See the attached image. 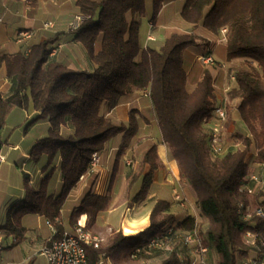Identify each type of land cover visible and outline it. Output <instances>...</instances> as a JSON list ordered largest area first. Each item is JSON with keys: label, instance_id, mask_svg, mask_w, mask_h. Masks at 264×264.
<instances>
[{"label": "trees", "instance_id": "trees-1", "mask_svg": "<svg viewBox=\"0 0 264 264\" xmlns=\"http://www.w3.org/2000/svg\"><path fill=\"white\" fill-rule=\"evenodd\" d=\"M171 1L152 0V19ZM76 10L88 17L72 33L93 61L91 72L50 61V40L31 46L27 54L0 57V68L3 64L13 80L11 95L0 96V149L5 148L3 132L13 109L31 106L34 121L47 123L45 136L28 152L30 163L40 167L44 177L38 187L31 186L29 174L23 172L22 213L42 216L59 229L55 219L69 192L87 173L91 155L100 154L111 138L120 135L118 160L139 135L136 108L130 109L127 125H115L107 114L147 90L162 143L194 193L208 227L201 231L192 216L178 221L170 203L157 200L148 227L133 235L114 233L101 248H87L89 264L102 253L115 259L130 257L170 228L197 229L209 257L212 252L217 256L214 264H239V258L255 264L264 261L259 241L247 246L244 238L247 232L263 235L262 220L252 214L244 217L247 207L254 210L264 204V190L253 194L241 190L248 183L249 165H264V0H184L180 14L191 30L172 31L158 50L140 42L137 17L145 15V0H76ZM199 28L212 37L225 29L223 59L246 63L232 72L234 85L228 92L229 100L237 101L236 117L245 128V134L238 136L242 148L219 157L210 153L207 144L214 109L225 107L217 103L212 73L204 69L194 88L186 89L185 52L205 40L195 33ZM139 149V170L130 179V185L139 182L133 202L147 197L154 173L162 166L155 143L145 142ZM56 169L61 189L51 195L48 185ZM95 182L93 177V186ZM110 208V196L89 191L71 213L70 224L84 215L90 230L97 216ZM158 255L163 258L160 264H179L176 253Z\"/></svg>", "mask_w": 264, "mask_h": 264}, {"label": "crops", "instance_id": "crops-1", "mask_svg": "<svg viewBox=\"0 0 264 264\" xmlns=\"http://www.w3.org/2000/svg\"><path fill=\"white\" fill-rule=\"evenodd\" d=\"M165 6L166 4L163 7ZM75 15H77L76 0H0V57L3 55L23 53L28 47L31 48V46L35 44H41L50 40L51 44L49 48L50 50H54L50 53V61L61 63L75 71L82 70L91 72L93 70V61L83 45L74 39V34L66 30L68 23ZM139 18L140 17H137L138 22ZM154 22L155 26L153 30L155 31L158 29V31H160V25H157L156 21ZM45 23H50L52 27L43 29ZM182 25L188 27L185 23H182ZM22 30L31 31L32 37L28 41L17 43V34ZM172 31L173 29H170V33ZM162 33L159 35H163L164 43L165 38L170 33L167 30L162 31ZM154 41H147L146 37L141 44L143 47L146 46V44L151 47L150 43ZM192 48L194 47L190 49ZM222 55L223 49L217 61L222 65L229 64L225 62ZM193 59L195 60V58ZM186 64L187 66L189 65L188 70L185 67L187 73V91H191L194 88V86H192L193 79H200L202 71L208 69L213 76L217 103L220 104L225 99V96H228V93L226 94L225 92L226 86H224V72L222 70L217 71L210 69L209 66L205 67L202 65L198 67L194 62L191 65L190 61H187ZM197 68L201 70L199 75L196 73L197 76L195 75V77L191 78L189 81V72H193ZM199 79L194 81L197 82ZM12 91L13 80L7 77L6 68L2 64L0 68V96L2 98H7L11 95ZM132 108H136L145 116L146 113L148 114L147 110L152 107L149 98L135 97L123 100L112 112L107 114V116L114 124L115 122H119V124L127 125L128 114ZM151 112V117L155 119L152 109ZM34 118L35 113L31 106H29L28 109L15 108L10 112L6 129L3 132V138L6 144L12 145L13 148L11 152H6L7 149L5 148L2 150L5 153L4 155L7 158H9L10 155V158L0 163V232L3 235L4 248L16 249L22 247L25 252L24 257L20 260L16 262H6L5 264H39L36 256L38 250L42 246L47 245L53 238H58L64 230L70 229L74 225L70 224V215L79 207L82 197L89 191L99 196L107 195L111 197V208L106 212L100 213L96 218L95 224L90 229L94 234H98L97 231L99 229H108V227H110L111 233L122 232L123 235H133L143 231L149 225V215L157 200L169 202L171 205L170 212L176 217L175 212L172 211L173 202H171L172 200L169 198V196H171V199H173L172 196L175 194L176 190H172L173 193L170 194L165 188L166 186H153L156 182L155 175L161 168H166L170 171L175 179H178L179 176L177 164L171 158L168 148L163 143H156L150 140L143 142L144 144L150 141L157 145L158 157L162 164L154 173L147 197L143 201H140L143 203L150 201L148 204H145L148 206L145 217H142V211L138 212L137 209L133 207L134 204L140 203L133 202L134 198L132 199L130 207L126 206L124 209L122 208V203H116L113 190V185L118 181V174L116 173L119 170L118 166L121 165V157L129 152L126 151L117 160L116 153L121 141L120 135L111 138L106 143L105 149L100 152V165L99 171L96 173L97 176L91 173L85 174L79 183L69 192L64 206L60 211V217L56 218L59 222H56L55 219V222L60 225L59 229L54 223L42 216L23 214L21 211L25 194L23 172L29 174L31 186L38 187L40 181L44 177V173L41 171L40 167L33 166L28 157L30 147L36 140L45 136L47 129V123L42 120L34 121ZM137 138L135 142H137ZM134 152L135 151H133V153ZM108 172L109 174L107 175ZM93 177H96L94 186ZM166 181L168 183L170 182L169 175ZM132 186L133 185L129 183L126 192ZM60 189L61 177L58 169H56L49 182L48 191L51 195H58ZM173 201L177 200L173 199ZM190 216L195 218L193 215ZM78 220H83L86 224V216L83 215ZM15 242L17 243L15 244ZM40 257L44 259L42 264H47L45 258L43 256ZM147 257L138 255L135 258L130 256L127 258L120 257L119 259H115V257L113 258L108 255L107 264H133L134 262L145 264L142 263V260ZM153 259L159 260L158 264H160L163 258L158 255ZM246 263H249V260H246L243 264ZM0 264H4L3 258H0Z\"/></svg>", "mask_w": 264, "mask_h": 264}, {"label": "rangeland", "instance_id": "rangeland-1", "mask_svg": "<svg viewBox=\"0 0 264 264\" xmlns=\"http://www.w3.org/2000/svg\"><path fill=\"white\" fill-rule=\"evenodd\" d=\"M183 0H173L171 3L166 4L165 7H162V9L158 12L156 18L152 19L153 17V7H152V0H145V15L143 17L139 18V36H140V42L142 43L146 37H150L153 39L155 38L154 42H151V47L154 49H160L163 46V35L160 36L159 34L162 33V31H168L170 33V29H173V31H190L191 27H185L182 25L184 21L181 18V10ZM157 25H160L159 28L160 31L153 30L155 26V22ZM152 25V27H150ZM224 30V29H223ZM221 31L219 36L212 37L207 35L206 33H203V31L199 29H195V33L197 35L202 36L204 41H208L209 44H206L204 41H198V45L194 48L190 49L185 53V67L188 70V66L186 64L187 61L191 62V65L193 62L199 67V65L202 66H209L210 69L214 70H222L224 72V86H226L225 92L226 94L233 88L234 85V79H233V73L234 71L246 67V63L243 60H236L229 64H220L217 60L218 57L223 49V44L225 42L224 34L226 32ZM163 34V33H162ZM52 51V50H51ZM195 58V60L193 59ZM210 58L211 61L208 63H205V59ZM190 64V63H189ZM190 65V66H191ZM200 69V68H199ZM198 68L195 69V71L189 72V81L191 78H194L195 75H199L200 71ZM197 73V74H196ZM199 79V78H197ZM196 79V80H197ZM193 79L192 86L196 83ZM140 97H143L141 94ZM225 104V111L227 113V120L223 127V140L225 143V146H227V150H236L237 148H242L241 144L239 143V137L240 135L245 134V128L240 122V120L236 117V104L237 101H230L228 96H225V99L221 102ZM224 106V105H222ZM152 109V108H151ZM151 109H148V114L146 113L145 116L143 113L138 111V114L136 115L138 120V126H139V136L137 138V142H135L131 150H127V154L125 153L124 156L120 159V166H118L119 170L116 174H118L117 178L118 181L113 185L114 190V197L116 203H122V208L124 209L126 206L130 207V204L132 202V199L134 196L138 193L139 190V183L134 184L132 187L128 189L126 192V188L128 184L130 183V179L133 174L137 173L139 170V161H140V150L138 149L141 144H143L144 141L150 140L154 141L156 143H162L160 139V132L156 123V120L151 117ZM150 113V118H149ZM115 124H119V122H115ZM11 148V149H10ZM12 145L5 144V149H7L6 152H11ZM133 151H135L133 153ZM2 154L5 153L2 151ZM5 156V155H4ZM99 156H101L99 154ZM10 158V155H9ZM5 156V161L9 159ZM99 165L95 168L94 176H97V171H99ZM110 172V169H109ZM107 173V175L109 174ZM148 172V168L143 172V174H146ZM169 175L170 182L168 183L166 180ZM256 178V180L259 182L260 188L264 190V166L255 163H251L249 165V179L248 182H252L251 178ZM155 183L153 186H166L165 188L172 194V190H176L175 194H173V199L178 196V201H173L171 199V196H169L172 204V211L175 212L177 220H183L187 218L190 215L195 216V222L196 225H198V228L201 231L206 230L208 227V223L204 218L200 216V212L198 210V205L196 203V198L192 190L190 189V186L188 183L181 179L180 176H178V179H175L170 171H168L166 168H161L157 171L155 175ZM96 183V182H95ZM255 186V184H254ZM114 201V202H115ZM150 201H147L146 203L140 202L133 205L134 208L137 209L138 212L142 211V217H145L146 211L148 209V206L145 204H148ZM177 202V203H174ZM253 210V209H251ZM1 220V219H0ZM97 235H99L103 242L100 245V248L106 244L109 238L112 237L114 233H111L110 227L108 229H99L97 231ZM26 251V250H25ZM24 251L21 248H4L0 252V258H3V263L6 262H16L24 257ZM104 254V253H102ZM106 255V254H104ZM38 258V263L42 264L44 259L40 257L38 254L36 255ZM156 257V256H155ZM155 257H147L142 260V263L145 264H158L159 260L153 259ZM217 260V256L214 252L210 254V263L214 264ZM246 260L239 258V264L245 263ZM250 262V261H249ZM133 264H140L139 262H134ZM246 264H255V262H250ZM256 264H260L257 263Z\"/></svg>", "mask_w": 264, "mask_h": 264}, {"label": "built area", "instance_id": "built-area-1", "mask_svg": "<svg viewBox=\"0 0 264 264\" xmlns=\"http://www.w3.org/2000/svg\"><path fill=\"white\" fill-rule=\"evenodd\" d=\"M88 17L77 14L68 23L67 31L75 32L79 29L81 23ZM52 25L45 23L43 29H49ZM152 27V25H150ZM226 32V30H223ZM32 32L29 30H22L17 34V43L30 40ZM147 41H153L152 38L147 37ZM30 51V47L26 48L25 53ZM54 50L51 51V53ZM211 59H205V63L210 62ZM143 96L149 98V91H144ZM227 120V113L225 107L219 106L214 109L212 118L208 125L207 144L210 153L213 156L219 157L226 153L227 146L223 140V127ZM5 161V156L0 149V163ZM100 161L99 153H93L89 161L87 173L93 174L95 168ZM264 166V165H262ZM86 173V174H87ZM84 176L81 177V179ZM252 182H248L241 190H245L249 194L255 193L260 188L259 182L256 178H251ZM255 184V186H254ZM179 200L178 196L175 198ZM254 215L263 222V235L259 236L253 232H247L245 235V243L247 246H254L256 240L264 247V204L259 205L254 210L249 207L246 208V215L244 218H249ZM56 222H59L56 219ZM103 239L91 232L86 228L85 221L78 220L70 229L64 230L58 238H53L47 245L42 246L37 254L43 256L47 264H89L87 257V248L98 249L100 248ZM4 249L3 235L0 232V252ZM161 253L163 256L176 253L179 264H209V250L203 244L198 230L193 231H180L175 228H170L165 231L161 236L155 237L150 240L147 247L139 248L131 255L132 258L137 257L139 254H146L148 256H156ZM250 263V262H249ZM93 264H107V257L101 254L100 258ZM260 264H264L262 261Z\"/></svg>", "mask_w": 264, "mask_h": 264}]
</instances>
